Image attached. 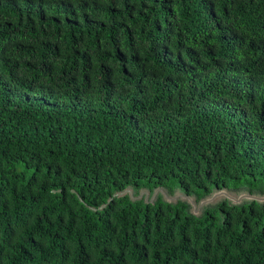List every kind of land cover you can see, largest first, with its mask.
Here are the masks:
<instances>
[{
  "label": "trees",
  "instance_id": "16d2710c",
  "mask_svg": "<svg viewBox=\"0 0 264 264\" xmlns=\"http://www.w3.org/2000/svg\"><path fill=\"white\" fill-rule=\"evenodd\" d=\"M222 189L264 195V0H0V264H264Z\"/></svg>",
  "mask_w": 264,
  "mask_h": 264
},
{
  "label": "water",
  "instance_id": "95a60500",
  "mask_svg": "<svg viewBox=\"0 0 264 264\" xmlns=\"http://www.w3.org/2000/svg\"><path fill=\"white\" fill-rule=\"evenodd\" d=\"M125 193L129 194L133 198H140L143 194H145V199L148 197V193L147 192H142L137 197H134L132 195V191L130 190V188H125V189H122L121 191H118V192L114 193L112 196H110L107 199L106 203H109L112 200L113 197H115V196H121V195H123ZM155 194H156V191H154L153 196ZM178 196H183V195H181V194L178 193V194H176V195H174L172 197L171 196H167V199L170 201V200L176 199ZM220 196L226 197L227 199H229L234 204L239 203L243 199L256 200V201H259V202L264 201V195L263 196H259V195H253V194H248V193H240L238 195H232L230 192H228L226 190H223V189L222 190L215 191L214 193H212V195L210 197L202 200L198 205H196L193 202V200H192V198H190V196L189 197H186V198L188 199V201H190V203L193 206L194 213H196V212H198V209H199L200 206H202L205 203L211 202L215 198L220 197ZM183 197H185V196H183ZM106 203L101 204L98 207V209L104 207L106 205ZM91 209L92 210H95L96 208L91 207Z\"/></svg>",
  "mask_w": 264,
  "mask_h": 264
}]
</instances>
